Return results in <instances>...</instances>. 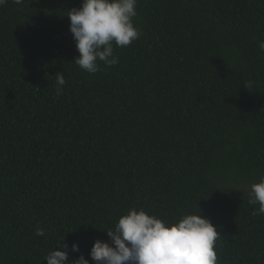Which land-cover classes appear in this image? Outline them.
<instances>
[{
	"label": "trees",
	"instance_id": "obj_1",
	"mask_svg": "<svg viewBox=\"0 0 264 264\" xmlns=\"http://www.w3.org/2000/svg\"><path fill=\"white\" fill-rule=\"evenodd\" d=\"M81 3L0 6V264H47L63 243L65 264H96L94 241L133 206L201 210L217 264H264L247 192L264 176V0H137L140 37L95 74L74 63Z\"/></svg>",
	"mask_w": 264,
	"mask_h": 264
},
{
	"label": "clouds",
	"instance_id": "obj_2",
	"mask_svg": "<svg viewBox=\"0 0 264 264\" xmlns=\"http://www.w3.org/2000/svg\"><path fill=\"white\" fill-rule=\"evenodd\" d=\"M6 2L0 0V6ZM13 3L20 5L23 0ZM136 6L137 0H82L81 6L70 9L69 30L79 53L74 63L91 74L101 70L99 62L105 67L116 65L119 57L114 55V45L125 47L140 37L133 21ZM258 47L264 52V41ZM55 77L60 95L66 80L61 72ZM247 192L248 203L259 206L252 214L264 215V176ZM105 231L109 241L96 239L90 249L96 264H217L215 249L220 234L201 210L167 220L133 206ZM36 235L44 236L45 230L37 228ZM71 251L79 252L78 243L73 242ZM44 259L47 264H65L68 245L50 250ZM72 264H89V260L81 254Z\"/></svg>",
	"mask_w": 264,
	"mask_h": 264
}]
</instances>
